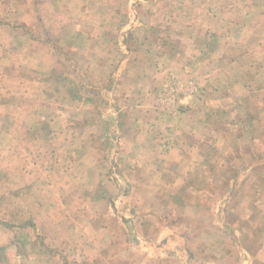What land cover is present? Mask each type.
I'll use <instances>...</instances> for the list:
<instances>
[{"label":"crops","instance_id":"1","mask_svg":"<svg viewBox=\"0 0 264 264\" xmlns=\"http://www.w3.org/2000/svg\"><path fill=\"white\" fill-rule=\"evenodd\" d=\"M259 1L252 0L257 10L264 6V0ZM216 3L199 23H190L206 29L211 24L223 27L209 31L227 43L220 42L211 61L202 63L210 54L206 43L193 42L194 51L185 50L181 56L173 39L156 37L155 26L142 21L127 28L121 18H126L129 0H0V70L2 62L9 68L8 85H0V140H8V147L0 146V154L10 155L16 182L24 177L23 190L9 206L25 215L28 220L20 225L30 229L6 226L0 237V251L6 246L19 248L14 264H264V35L257 29L252 37L251 54L244 55H251L254 63L247 66L245 56L238 57L242 38L224 35L238 27L231 14L225 15L243 3ZM116 11L121 22L96 19ZM113 26L120 28L119 43L112 35L97 32ZM132 39L140 51L145 45L146 56L130 50ZM128 50L137 69L144 63V78L138 83L127 79L133 68L128 65ZM198 66L212 67L204 71L203 86L194 77ZM17 67L19 71L13 70ZM24 74L40 78L10 77ZM85 91L90 92L87 97L82 96ZM58 92L70 96L72 106L81 108L85 102L90 106L91 117L79 130L63 128L65 110L52 100ZM131 101L137 102L138 116L147 128L136 135L123 125L132 116ZM80 115L79 109L69 112L72 122L80 121ZM54 138L63 140L60 148ZM103 138L117 139L116 148L103 149L104 142L98 141ZM143 138L146 161L137 148ZM72 139L81 143L72 147ZM60 149L61 156L72 157H65L69 170H83L81 165L86 171L103 166L116 170L121 167L116 159L128 154V164L121 162L123 170L140 172L132 177L124 173L119 180L110 176L107 183L103 173L102 188L90 197L88 209L81 210L75 193L64 196L61 179L51 182L38 172L45 169L43 159L50 154L60 164L45 170L67 169L61 164ZM80 149L85 155L74 161ZM109 186L116 193H110ZM198 186L216 188L220 196ZM137 190L142 192L140 202L131 195ZM94 203L99 205L95 210ZM131 204L133 209L122 210ZM33 232L36 236L39 232V242H31Z\"/></svg>","mask_w":264,"mask_h":264},{"label":"rangeland","instance_id":"2","mask_svg":"<svg viewBox=\"0 0 264 264\" xmlns=\"http://www.w3.org/2000/svg\"><path fill=\"white\" fill-rule=\"evenodd\" d=\"M243 5H235V7L231 8L229 12H227V14L225 16H227L228 14H231V16H229L230 19H234L235 22L238 24V27H235V33L237 35H234L235 33H229L228 34V30L224 33L225 37L227 38L229 35L231 36H238V38L240 37L241 40V48L240 50H238V52H241L242 55H238V57H241V59H243V61L248 62L249 64H247V66H250V63H254L253 58L251 57V55L246 56L244 54H249L251 51V46L253 45L251 42V39L256 33V30L259 29V31L257 32L260 35H264V6H262L260 8V10H257V6H255V4L253 3L254 1L259 3V0H241ZM263 1V0H262ZM234 0H231V3H233ZM263 3V2H262ZM133 4V7L130 5ZM207 5L209 4V8L205 7L206 10L202 9L203 11L199 10L198 7L201 8V6L203 5ZM252 4H254V6L252 7ZM234 5V4H233ZM185 6L187 7H192L191 10H187L185 9ZM217 6L216 0H129V6H128V10L126 13V18L122 17V21L126 23V25H128L127 28H129L130 26H133L136 23H144L145 25H150L151 26H155V28H157V33L158 36L156 35V37H158L159 39H165L168 38L167 40H171L173 39L175 44L174 46H176V49L181 50V56L184 55L185 50L187 51V54H190L194 51V47H192L193 42L198 43L199 45H203L204 43H206L209 48V57L207 58V60H204L202 63H204L206 61L210 62L211 61V57H214V53L216 51V47L218 48V46L222 43H227V41H218L216 39V36H219V34H215L212 33V35L210 34L211 29H213L214 31H222L223 27L221 26L220 28H216L213 27V24H211L209 26L208 29L206 28H200V26H195L192 27L190 25L191 22L194 23H199L201 21L200 18H202L205 14H207V16L212 13V9ZM196 7V8H194ZM125 10V9H124ZM201 11V12H200ZM209 11V12H208ZM126 12V11H124ZM117 14H120V11H116L114 16H108L103 18L101 15L98 17L96 16V19L98 20V18H101L102 20H111V19H115L121 22V19L116 17ZM221 16L220 19L223 17L224 18V13L220 12ZM124 15V13L122 14V16ZM226 18V17H225ZM209 21H213L211 18L208 17ZM206 21V22H209ZM255 24H258L257 27L254 28ZM119 25V24H118ZM130 25V26H129ZM153 28V27H152ZM1 29V28H0ZM210 30V31H209ZM2 32L3 29H2ZM97 32L99 34H107V37L112 35L114 38L119 37L120 34V28L117 26H113L112 28H97ZM187 33V34H186ZM142 35V33H140V36ZM192 35V36H191ZM211 35V36H210ZM6 36V34L2 35ZM209 38H208V37ZM207 37V38H206ZM135 39H132L133 43H132V48H130L131 51L134 52V54L136 53V51H139L140 54H143L144 56H146L144 54V51H148V49H146L144 46L143 48L141 47V50L138 47V43H136V41H134ZM131 41V42H132ZM251 41V42H250ZM59 42V41H58ZM115 42L119 43V41H117V38L115 39ZM130 42V43H131ZM170 42V41H169ZM156 45L158 46V50L161 52L163 51L162 47L156 43ZM239 45V43L237 44ZM168 47V46H166ZM234 48H236L234 46ZM121 48L117 47L116 52H118V56L120 55V50ZM175 49V48H174ZM130 50H128V65L129 68H131V65H133L132 71L129 73L127 79L129 80H133L134 82H139L144 78V73L145 70L143 68V62H140L141 64L140 67L137 69V64L134 63V60L131 56ZM172 50V49H171ZM125 51V50H124ZM164 51H168L167 48L164 49ZM124 54V53H123ZM121 54V55H123ZM251 54V53H250ZM259 53H257V56ZM1 60V58H0ZM134 63V64H133ZM2 68H1V73H0V85H8V67H4V66H8L7 64H4L3 62L1 63ZM19 65V64H18ZM162 65H166V62H164V64ZM21 66V65H20ZM21 67H17L14 68L13 70H17L19 71ZM115 69V68H114ZM119 69V67L117 68ZM116 69V70H117ZM198 71V75H195L194 77H196L198 79V81L200 82V84L202 85L204 81H206V72H204L205 70H209V72L212 70V67H209L207 69H201L200 66L197 67ZM12 70V71H13ZM11 71V70H10ZM26 74V73H25ZM10 75V77H16L17 79H37L40 78L39 76H35V75ZM140 76V77H139ZM147 77V76H146ZM182 78H184V76H182ZM181 78V79H182ZM79 79L76 80H71V79H67V82H73V81H78ZM86 81V78H85ZM179 81V80H178ZM144 83V82H141ZM203 86V85H202ZM206 86V83L205 85ZM206 90V89H204ZM51 94L54 93V91H50ZM90 92L89 91H85L82 95L84 97H87L88 94ZM129 93L137 95V92L134 91V89H130ZM100 97H102V93L100 92ZM91 95V94H90ZM1 98H5L3 95H1ZM70 96L68 95H63L60 94V92L56 93V96L53 100L54 103H60L63 107L62 109L65 110L64 112V116H65V121L63 120V128L67 127H73L72 130L75 129L79 130L82 126L85 125V122L89 120V118L91 117L89 111H90V106L88 105L87 102H85V104L83 106H81V108L78 105H71V101H70ZM23 99V97L20 98V100ZM137 99V98H136ZM134 99V100H136ZM51 100V101H52ZM87 103V104H86ZM137 102H133L131 101L130 107H129V114L132 116L128 117V120L125 121V125L126 128H129V132L131 134H137L138 132H145L146 131V126L143 125V121H142V116H138V112L137 108H136ZM64 106H66L67 108H65ZM134 108H132V107ZM152 106L155 108V104L153 103ZM200 104H197L196 106H194L195 110L199 109ZM51 109H54L53 106H50ZM79 109L80 110V116H79V120L80 121H76L77 119H74V122H72V118L71 116H69V112L72 109ZM104 108V104L103 103H99L98 109L102 110V112H104L103 110ZM133 109V110H132ZM192 110V114L193 115L195 112V110ZM100 111L97 112V114ZM197 112V111H196ZM200 116V115H199ZM198 116V118H199ZM138 119H140L142 121V123L138 122ZM134 120H137V124L134 123ZM74 125V126H73ZM143 125V126H142ZM165 124H162L161 127H163ZM184 126L188 125V124H183ZM211 128L209 127L208 130H210ZM198 130H201L200 127H198ZM207 130V127L204 129ZM203 130V131H204ZM134 131V132H133ZM194 131L198 132L197 129L194 127ZM208 132V131H207ZM39 137V136H38ZM145 138H143L142 143H138L137 148H139L138 150V155H140L139 157L141 158L142 161H146V159L148 158V155H145L144 153L146 152V149H142V148H146V144L144 143ZM0 146L2 147H8V140H0ZM54 142L60 141V146L62 145L63 140L62 139H53ZM99 143L101 144L102 142L106 143V145L104 143H102V148L104 149V147H106L107 149H114L116 148V146L114 144H116V142L118 141L115 138H111V139H107V138H103L98 140ZM164 141V140H161ZM84 142H86V139L84 140ZM81 143V140H76L74 141L72 139V141L70 142V145L72 147H74V145H79ZM222 144V143H220ZM57 144H55L56 146ZM223 145V144H222ZM221 145V146H222ZM117 147H119L117 145ZM79 148V147H77ZM60 159H61V164H63V168H67V169H61V170H57L56 168H52V169H48L45 170L47 167L51 168L56 166L57 164H60L59 161H53L51 158L53 157V155L55 154H50L48 157L44 156V166L45 169L38 171L41 174H46V176L48 177V179L51 182H57L60 181V179L65 183L66 185V189L64 191V196L68 197L70 196L72 193H75L76 196H78V198L81 200V210H87L88 209V203H89V199L90 197L92 198V195L94 196V193L97 192L99 193L100 189L102 188L101 186L104 184H101V180L103 179V173H106V175L108 176L107 178L104 177V181L105 183H107L109 177L111 176L112 179H122L124 178V173L126 176L132 177V176H136V173L138 174L140 171L137 170L133 171L132 170H123V164H128L127 162H129V158L130 155L126 154V157H122V160L120 159V157H118V159H116L117 161L120 162L121 167H116V170H114V167H112V169L108 168V171L105 169V167H100L94 171H86V166L85 165H81V168H83V170H79V169H74V170H69L70 164L68 163V160L66 158H72L71 156H61L62 150L60 149ZM80 157L77 158V160L74 161H78L81 157H83L85 155V153L80 149ZM103 153H106L103 150ZM101 154V153H99ZM65 155V154H64ZM117 154H115V158ZM119 156V155H118ZM10 157V155H8L7 153H3L0 154V237L4 236L6 231H4V229L8 228L6 226H20L22 228L21 225H23L25 223L26 219L25 215L22 212H17L16 210L11 211L10 208V202L14 201V198L18 196V193H20L23 188H24V177L19 179L17 182L13 179L14 178V171L10 168L9 165V161L8 160ZM66 157V158H65ZM88 158V156H87ZM63 161V163H62ZM108 161V158L107 160ZM122 162V163H121ZM83 166V167H82ZM15 168V167H14ZM106 171H104V169ZM107 168V167H106ZM85 170V171H84ZM84 172H86V177L87 178H82V175L84 174ZM21 176H23V173H20ZM100 175L102 176V179L100 177ZM23 179V180H22ZM111 179V180H112ZM110 180V179H109ZM141 180V178H140ZM30 181V180H28ZM126 182V181H125ZM127 183V182H126ZM125 183V185H126ZM128 186H131V184L127 183ZM199 190H203L205 192H207V190L212 191L211 196H220L217 194V189L216 188H212L211 187L207 188L204 186H198L196 187ZM125 189L128 190V187L125 186ZM164 189V188H163ZM109 191L110 193H116V189L113 186H109ZM138 192H134L132 195V197L134 196V198L138 199V202L141 201L142 196H141V191L137 190ZM168 194V192L166 193ZM189 194V192L187 193ZM126 197V195H124L122 198ZM117 198H121V196L116 197ZM139 203H136V206H138ZM145 205H148L147 203ZM95 206L99 205H93V210ZM133 205L131 204V206L126 205L124 209L122 210H127V209H133L132 207ZM217 204L214 206L216 207ZM21 224V225H20ZM22 229H27V231L29 232V228L25 227ZM4 231V232H3ZM39 232H37V236L35 235V232L32 233L31 239H32V243H33V239L38 240L39 242V238L38 237ZM27 237H30V234L27 235ZM21 242V241H20ZM7 244V243H3ZM18 247V246H17ZM18 251L19 248H13L10 249L8 246L4 247L3 251H0V264H14L13 260H14V256H16V259L18 260L17 256H18ZM135 251L130 250L129 253L132 254V256H134ZM134 258L136 260L140 259V256H134Z\"/></svg>","mask_w":264,"mask_h":264}]
</instances>
